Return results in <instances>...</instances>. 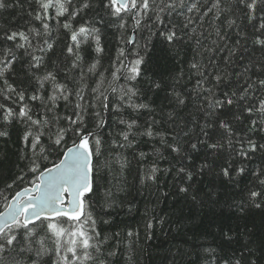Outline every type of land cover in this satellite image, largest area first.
Here are the masks:
<instances>
[{"label": "trees", "instance_id": "16d2710c", "mask_svg": "<svg viewBox=\"0 0 264 264\" xmlns=\"http://www.w3.org/2000/svg\"><path fill=\"white\" fill-rule=\"evenodd\" d=\"M75 2L79 6L82 0ZM191 2L193 0H186V4ZM5 3L11 6L0 9V58L4 55V48L13 49L16 58L12 61L11 70L5 75L17 91H25V100L21 103H27L34 113L43 112L44 104L52 106L47 97L52 93L53 86L49 80L44 81V87L40 88L31 73L43 77L52 72L57 83L66 84L72 90L73 94L68 101L62 98L56 101L54 111L60 117L73 116L74 111H79L75 109L77 103L86 108L88 104L96 103L90 89L95 86L99 73L103 72L108 78L104 87L108 86L119 49L125 51L126 59L121 57L125 59V63L135 59L134 53L139 51L145 58V64L141 67H146L148 74H154V78L162 77L165 80L167 93L147 92V84L139 83L137 86L141 93L133 97V102L148 104L149 108L133 110L124 107L120 112L105 111L103 115L106 123L102 128L95 127V119L90 115L91 109L84 113L88 130L94 131L102 140V155L98 158L101 164L105 158L114 159L117 153L126 157L129 162L122 174H119V164L112 165L115 171L101 167L96 178L95 195L89 198L90 211L97 221L96 230L101 233L102 238H108L106 247L117 251L112 264H193V261L199 260L198 253L201 256L207 255L203 252L205 247L215 249L213 255L218 258L217 264L241 255L245 257L242 264H247L248 261L264 264V207H246L243 212L239 210L241 202L247 200L248 189L257 186L255 173L264 170V149L257 147L248 157L237 154L241 143L245 148L248 147L249 139L257 145L264 144V124L254 128L251 123L252 120H259V115L255 111L250 114L245 110L253 105L258 107L259 101L264 99V89L255 85L245 100H239V93L246 87V80L255 84L258 79H264V49L253 43V24L258 21L249 23L240 12L225 13L219 19H214L213 14L209 13L200 19L199 14L187 12L186 7L177 8L171 17L167 13L162 14L169 26H178L177 30L182 35V39L174 46H168L158 36L151 35L149 26L152 32L162 27L153 23L152 19L142 18L140 27L136 28L134 20L126 16L127 24L121 29L119 21L110 17L103 8V0H91L93 6L78 16L73 25L78 28L88 21L98 27L105 51L99 56L97 74H88L84 81H80L81 69L87 72V66L96 57L92 50L94 43L81 45L84 62L79 68H73L75 58L67 52L70 37L57 25L56 20L47 21L51 28V35L47 36L40 21L34 19L38 10L35 0H5ZM210 4L211 0L206 4L202 3L200 12L203 13ZM224 6H227V0H224ZM51 14L54 15V12ZM259 14L258 11L257 15ZM154 15L155 13H149L153 18ZM185 17H192L194 20L188 28H182L186 23ZM229 18L235 19L236 24L229 26ZM60 19L63 22V18ZM101 19L103 23H100ZM192 28L196 29L194 33ZM32 29H38L40 35L30 31ZM217 29L220 35H217ZM12 31L28 33L31 46L25 43L23 49H16L15 43L21 41L3 39L6 33L11 34ZM129 38L134 43H127ZM45 40L53 44L52 49L47 48ZM32 55L43 57V65L39 69L32 68L30 72V63H35ZM8 59L11 60L12 57ZM193 62L201 65L203 75L191 68ZM3 67L0 64V68ZM217 75L222 77L219 83L215 79ZM118 83L126 82L121 79ZM3 88L5 85L0 80V89ZM78 88H83L84 100L77 99L75 91ZM173 89L184 98L183 106H177L170 96ZM208 89L220 100L225 99L224 93H237V96L232 97L236 103L217 110L219 117L227 120L231 126L232 146H228L223 130L217 127L210 130L211 138L208 142L219 141L224 147L214 151L207 144H198V150L193 151L190 144L197 142L198 137L208 139L200 132L201 125L211 120V117L205 116V111L208 110L205 97L210 95L206 91ZM33 94L43 96L44 100L29 99ZM9 95L12 100H5L4 95H0V103L18 111L20 103H13L16 100L15 94ZM109 99L115 101L116 97L110 94ZM169 113L173 114L171 118ZM121 118L129 122L136 121L137 127L132 129L133 132L140 133L151 126L154 135L130 136L132 145L119 147L120 143L126 144L120 135L126 130V126L119 123ZM68 126L69 122L64 119L57 125L65 128ZM0 131L8 133L7 136L0 137L1 211L15 192L36 181L39 172L29 171L33 160H36L41 171L57 162L64 150L78 139L69 131L61 145L53 146L48 135H45L41 138V145L46 149L45 159L39 153V147L34 153L30 144L22 139L25 131L22 124L14 121L11 125H5L0 120ZM55 131L56 128H52L49 135ZM94 139L95 137H90L93 146ZM162 140L180 146L181 152H172ZM140 153L146 154L143 159L140 158ZM205 163L210 167L201 172V165ZM153 164L160 169L157 179L155 182L144 180L142 183V177ZM228 164L233 169L243 167L245 172L238 175L233 171L232 181L227 182L218 173L221 167ZM182 166L193 173L191 181L177 175ZM21 175L24 179H17ZM188 184L193 185L192 190L198 192V198L203 203L193 202L179 192L180 186L186 187ZM109 188L112 189V199L115 200L111 207L106 206L105 193ZM210 192L215 193L213 200L206 196ZM149 221L153 225L151 229L146 227ZM129 231L134 233L132 237L127 236ZM225 233L232 239L228 240ZM48 244L51 246L50 241ZM199 264L203 262L200 261Z\"/></svg>", "mask_w": 264, "mask_h": 264}, {"label": "snow or ice", "instance_id": "6c2138e0", "mask_svg": "<svg viewBox=\"0 0 264 264\" xmlns=\"http://www.w3.org/2000/svg\"><path fill=\"white\" fill-rule=\"evenodd\" d=\"M35 3L38 5V10L34 19L40 21L45 35H51V28L47 21L56 20L57 25L64 29L70 37L71 43L67 47V52L75 58L72 64L73 68H79L84 62L81 45L89 42L94 43L95 46L92 50L96 53V57L87 66V72L81 69L80 81H84L85 76L88 74H97V66L100 64L99 56L105 51L101 44L100 29L91 25L88 21L80 24L78 28L73 25V21L78 16L93 6L91 0H82L79 6H77L75 0H35ZM202 3H208V0H193V2L187 4L186 0H169L167 3L165 0H159V3H157V0H103L102 6L110 17L119 21L121 29L125 28L127 24L126 16L134 20L136 28L140 27L142 18L152 19L153 23L162 27H158L156 31L152 32L151 26H149L151 35L158 36L168 46H174L182 39V35L177 30V25L172 24L169 26V23L166 22L162 15L164 13H167V16L171 17L172 12L177 8L186 7L187 12L199 14L200 19H203L209 13L213 14L214 19H219L225 13L240 12L249 23L258 21L253 24L255 32L253 43L264 49V0H227V6H224V0H211L210 6L201 13L200 8ZM10 6L5 3V0H0V9ZM258 11L260 13L259 16L257 15ZM52 12H54V15L51 14ZM150 12L155 13L154 18L149 16ZM60 18H63V22H61ZM185 20L186 23L182 25V28H188L190 24L194 23L192 17H185ZM100 23H103L102 19ZM228 24L229 26L235 25L236 20L229 18ZM30 31H34L37 36L40 35L38 29ZM191 31L194 33L196 29L192 28ZM217 35H220L218 29ZM3 39L13 42L17 40L21 41L15 43L16 49H23L25 43L31 46L29 34L25 31H12L11 34L6 33ZM126 42L129 44L134 43L132 38H129ZM149 42H151V36L149 37ZM44 43L48 49L53 48V44L47 40ZM35 50L33 49V51ZM40 50L43 51L44 49ZM3 53V57L0 58V64H3L4 67L0 68V80H3L5 88L0 89V95H4L5 100H12V96L9 93L15 94L16 100H13V103H20V106L17 111L7 104L0 103V120L5 125H11L14 121L22 124L25 128L22 139L30 144L34 153L39 147V153L42 156H44L46 149L41 145V138L45 135H48V139L53 146L61 145L65 135L69 131L74 133L79 142L73 141V147L68 148L64 154L65 158L61 159L52 168L40 171L36 160L32 161L29 171L32 173L39 172V175L36 177L38 183H34L31 190L24 188L22 192H16L13 197L15 203L8 204L6 214L0 213V264H112L113 258L117 256V251L115 248L106 247L108 238H102L101 233L96 230L97 221L90 211L89 198L95 195L96 178L101 167L108 168L109 171H115L112 165L119 164V174H122L129 162L126 157L117 153L114 159L105 158L101 164L98 158L102 155V140L94 131L88 130L84 120V113L91 109L90 115L95 119V127L102 128L106 123L103 115L105 111L120 112L124 107L133 110L148 109V104H136L133 102V97L139 96L141 93V89L137 85L139 83L147 84V92L162 91L167 93L164 78L156 79L154 78V74H148L149 70L146 67H141V65L145 64V58L139 51H135V59L125 63V51L124 49H119V56L112 65L113 70L110 73L111 80L108 81V86L104 87L105 81L108 78L103 72L99 73L95 86L90 89V92L93 94L92 99L96 103L88 104L87 108L85 105L77 103L75 109L79 111H74L73 116L60 117L54 111L56 101L61 98L68 101L69 96L73 94L72 90L68 89L66 84L57 83L56 76L52 72H48L43 77H37L35 73H31L33 78L40 84V88L44 87V81L49 80L53 86L52 93L47 97V100L51 101L52 106L44 104L45 110L43 112L34 113L27 103H21L25 100V91H17L9 83L5 75L7 71L11 70L12 61L16 58L13 49L4 48ZM8 57H12V59L10 60ZM121 57L125 59H121ZM32 60L35 63H30V72L32 68L39 69L43 65V57L32 55ZM191 68L196 69L203 75L200 64L193 62ZM121 79L126 83H118ZM215 79L219 83L222 77L217 75ZM197 83L199 84L200 81ZM255 85L264 89V79H258L255 84L246 80V87H243L240 91L239 100H245ZM206 91L210 95L205 97L208 104L205 116L211 117V120L201 125L200 132L203 137L208 139H200L198 137L197 142L190 144V149L197 151L198 144H207V147L214 151L222 149L224 144L219 141L215 143L208 142L211 138L210 130L217 127L223 130V135L226 137L227 144L231 148V126L227 120L219 117L217 110L236 103L232 97L237 96V93L232 92L231 95L224 93L225 99L220 100L215 98L214 94H211L210 89ZM37 92H39V89H37ZM110 94L116 97L115 101L109 99ZM75 95L78 100L85 99L83 88H78L75 91ZM170 96L174 98L177 106L185 104L182 95L174 89L170 93ZM165 98L168 99V96ZM29 99L43 101L44 97L33 94ZM245 110L250 114L255 111L259 115V120L251 121L254 128L264 124V99L259 101L258 107L253 105L247 107ZM172 115V113H169V118ZM61 119L69 122L67 128L57 127ZM119 123L126 126V130L120 133L123 141L126 142V144H119L121 148L126 145L129 147L132 145L133 140L130 139V136L134 137L139 134L152 137L154 135L151 126L143 132H133L132 129L137 127L135 120L129 122L121 118ZM52 128H56V131L54 134L49 135V131ZM7 135L6 131H0V137ZM156 135H159V133H156ZM90 137H95L94 146L90 143ZM173 139L175 140V136H173ZM114 143L116 142L114 141ZM162 143L174 153L179 154L181 152V148L178 145L164 140H162ZM247 144L248 147L245 148L241 143L240 148L237 150L239 156L248 157L250 153L257 150V147L264 149V144L257 145L251 139L247 141ZM156 151L159 152L158 149ZM145 155V153H140V158L143 159ZM44 158L46 159L47 157L44 156ZM209 167L207 163L201 165V172ZM159 171L160 169L153 164L150 170L144 174L141 182L143 183L144 180L155 182ZM233 171H236L239 175L244 173L245 169L243 167L233 169L231 164H228L220 168L218 175L225 178L227 182H231ZM45 172L48 173L47 176H45ZM177 175H182L187 181L193 179V173L183 166L178 169ZM255 175L258 182L257 186L248 189L246 202H241L239 205L241 212L246 207H264V170L256 172ZM17 179L23 180L24 177L21 175ZM8 187H11V185H8ZM192 189L193 185L188 184L186 187L180 186L178 190L184 194L185 198H190L191 201L196 203H203L198 198V192ZM33 190L36 193L35 195L31 194ZM105 196L106 206L111 207L115 203V200L112 199L113 191L111 188L106 190ZM206 196L209 200H213L215 193L210 192ZM146 227L148 229L153 227L151 221L147 223ZM115 235L119 236V233ZM133 235L132 231L127 233L128 237H132ZM224 235L228 240L232 239L227 233ZM49 241L51 242V246L48 244ZM203 252L207 255L201 256L198 253L199 260L193 261V264H199L200 261L203 264H217L218 258L213 255L215 249L205 247ZM244 261L245 257L241 255L238 258L225 259L223 260V264H242ZM247 264H255V262L248 261Z\"/></svg>", "mask_w": 264, "mask_h": 264}, {"label": "water", "instance_id": "95a60500", "mask_svg": "<svg viewBox=\"0 0 264 264\" xmlns=\"http://www.w3.org/2000/svg\"><path fill=\"white\" fill-rule=\"evenodd\" d=\"M76 142L78 143L79 141L77 140ZM71 147H73V144L70 145L69 147H67V148L64 150V152L62 153L61 157L59 158V160H58L57 162H55L54 164H52V165H50V166L44 168V169L41 170V171H44V170L47 169V168H52L55 164H58V163L60 162L61 159H64V158H65V157H64V154H65L66 150H67L68 148H71ZM38 175H39V173H38ZM38 175H37V176H38ZM47 175H48V173L45 172V176H47ZM34 183H38V181L36 180ZM34 183H33V184H34ZM33 184L30 185V186L23 187V188L19 189L17 192H22L24 188H28V189L31 190V189H33ZM15 194H16V192H15L14 195L9 199L8 203H7L6 206L3 208V210L0 211V213H4V214H6L8 204H9V203H15V200H13V197L15 196ZM31 194H32V195H35L36 193H35V191L33 190ZM25 199H27V197H25Z\"/></svg>", "mask_w": 264, "mask_h": 264}]
</instances>
